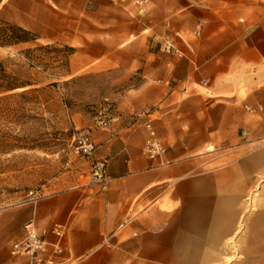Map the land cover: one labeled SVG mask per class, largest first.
I'll return each mask as SVG.
<instances>
[{
  "label": "crops",
  "instance_id": "crops-1",
  "mask_svg": "<svg viewBox=\"0 0 264 264\" xmlns=\"http://www.w3.org/2000/svg\"><path fill=\"white\" fill-rule=\"evenodd\" d=\"M0 18L36 36L11 49L72 48L66 78L134 80L102 102L107 128L73 118L95 151L61 187L0 208V264H29L10 254L29 220L63 249L54 264H264V0H0ZM147 125L163 158L144 153Z\"/></svg>",
  "mask_w": 264,
  "mask_h": 264
},
{
  "label": "rangeland",
  "instance_id": "rangeland-1",
  "mask_svg": "<svg viewBox=\"0 0 264 264\" xmlns=\"http://www.w3.org/2000/svg\"><path fill=\"white\" fill-rule=\"evenodd\" d=\"M9 47L0 48V65L10 79L1 78L0 84L38 82L42 87L56 82L57 86L39 93L22 95L31 88L27 87L0 95V208L24 202L30 192L61 187L62 176L79 160L70 147L76 130L73 118L83 115L95 122L104 99L134 83L113 85L116 76L110 73L66 78L65 46ZM252 209L248 200L247 210ZM230 255L226 260L239 258L237 251Z\"/></svg>",
  "mask_w": 264,
  "mask_h": 264
},
{
  "label": "built area",
  "instance_id": "built-area-1",
  "mask_svg": "<svg viewBox=\"0 0 264 264\" xmlns=\"http://www.w3.org/2000/svg\"><path fill=\"white\" fill-rule=\"evenodd\" d=\"M118 3L126 0H111ZM136 5L146 3V0H134ZM159 50L166 55H174L181 57L182 53L175 46L171 37L165 36L159 43ZM208 83L205 80L203 84ZM246 111L253 112L249 107H245ZM111 108H106L98 112L94 122L95 128H107L112 121ZM92 127H83L76 129L72 135L71 152L77 158L87 159L92 156L95 151V144L91 140ZM147 137L144 142V153L150 160L163 158L167 152L166 146L158 138L156 131L147 125ZM106 164L104 161L97 162L92 167V180L105 183L107 177L105 175ZM52 232L57 237H62L63 231L60 227H54ZM63 249L59 245H50L43 234H40L33 222L29 220L23 225V236L10 245V254L12 256L26 257L29 264H54L50 258L51 254L59 255Z\"/></svg>",
  "mask_w": 264,
  "mask_h": 264
},
{
  "label": "trees",
  "instance_id": "trees-1",
  "mask_svg": "<svg viewBox=\"0 0 264 264\" xmlns=\"http://www.w3.org/2000/svg\"><path fill=\"white\" fill-rule=\"evenodd\" d=\"M0 24L5 26L3 28H0V46L1 47H8V46L16 45L21 42H28V41L36 40L35 34L15 24L9 23L4 20H0ZM65 49L67 52V56L72 54L73 52L72 48L66 47ZM26 52H29V50H27ZM0 74H1L0 79L1 78H3L4 80L10 79V76L5 74L4 69L2 68L1 65H0ZM38 85H39L38 82H21V83L6 82L5 84H0V95H3L7 93L8 91H12V90L19 89V88L23 89L27 87H31V88L23 91L22 95L25 93H39V92L44 91L46 88L56 87L57 83L52 82L42 87H39Z\"/></svg>",
  "mask_w": 264,
  "mask_h": 264
}]
</instances>
